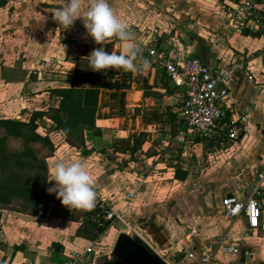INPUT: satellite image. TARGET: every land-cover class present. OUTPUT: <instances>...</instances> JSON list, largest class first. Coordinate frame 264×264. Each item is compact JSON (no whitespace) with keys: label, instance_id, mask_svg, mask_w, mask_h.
<instances>
[{"label":"crops","instance_id":"crops-1","mask_svg":"<svg viewBox=\"0 0 264 264\" xmlns=\"http://www.w3.org/2000/svg\"><path fill=\"white\" fill-rule=\"evenodd\" d=\"M82 2L86 8L88 0ZM109 3L127 20L149 68L108 71L106 82L120 87L100 91L96 125L85 132L83 149L67 144L51 119L39 117L35 124L36 133L55 145L47 159L46 190L55 183L50 166L56 161H84L97 193L91 210L106 204L119 216L111 221L119 230L104 255L97 240L77 236L82 222L64 205L51 204L38 216L0 209V264H97L122 233L138 235L168 264H196L187 253L206 251H215L219 264H264V186L256 230L245 217H227L222 205L225 197L251 196L264 164V26L237 23L225 11L236 7L232 0ZM61 5L62 0H6L0 6V119L29 123L36 112L58 108L61 99L51 91L66 84L58 86L52 77L73 76L76 60L88 59L101 46L86 36L81 19L69 29L57 24L52 10ZM154 44L175 61L196 58L231 73L233 116L247 120L237 139L213 140L189 131L180 116L186 88L176 86L150 55ZM103 46L118 52L121 42L112 37ZM54 72L57 76L47 77ZM177 170L185 180L175 178ZM223 239L240 253H223Z\"/></svg>","mask_w":264,"mask_h":264},{"label":"trees","instance_id":"trees-1","mask_svg":"<svg viewBox=\"0 0 264 264\" xmlns=\"http://www.w3.org/2000/svg\"><path fill=\"white\" fill-rule=\"evenodd\" d=\"M5 1L0 0V6ZM88 67V59L79 58L75 62L74 75L60 78L66 87L51 91L61 99L58 108L36 112L29 123L0 119V209L38 216L45 215L51 204H61L59 198L46 190L47 159L54 155L55 145L48 137L36 133L35 122L39 117H47L65 135L67 144L76 149L86 147L85 132L95 128L100 91L120 87L118 83L106 82L112 73L93 72ZM39 147L44 149L41 154ZM175 178L183 181L186 174L182 177L177 170ZM72 210L73 219L82 222L78 237L95 241L111 227L112 222L104 221L98 208Z\"/></svg>","mask_w":264,"mask_h":264},{"label":"built area","instance_id":"built-area-1","mask_svg":"<svg viewBox=\"0 0 264 264\" xmlns=\"http://www.w3.org/2000/svg\"><path fill=\"white\" fill-rule=\"evenodd\" d=\"M235 8L227 6L225 11L232 16L237 23L244 25L248 20L253 21L258 26H264V5H258L256 0H232ZM146 32L144 35H149ZM153 37L151 38V42ZM155 41V39H154ZM149 53L165 69L167 77L176 85L186 88V97L184 98L180 116L186 122L189 131L198 136H205L209 139H237L240 133L241 125H246L247 120L244 116L234 118L231 106L229 104L228 84L230 76H222L225 70H213L206 64L196 58L186 59L184 61H175L154 44ZM261 58L264 61V48L261 52ZM108 69L107 71H110ZM251 80L252 77H249ZM264 186V164L258 175V186L251 196L245 200L236 197L223 198L222 205L224 214L230 218L245 217L249 228L256 230L260 226L261 208L258 197ZM132 197V196H131ZM96 207L101 212L103 219L113 221L119 219V216L108 208L103 202H98ZM225 240L219 242V248L225 254L240 253L236 247L225 245ZM89 254L93 253L88 249ZM172 257L176 254H170ZM160 256V255H159ZM188 258L196 264H219L215 251H206L201 255L196 253H187ZM74 256V259L78 258ZM174 257V256H173ZM167 263V257L160 256ZM66 264H71L68 262Z\"/></svg>","mask_w":264,"mask_h":264},{"label":"clouds","instance_id":"clouds-1","mask_svg":"<svg viewBox=\"0 0 264 264\" xmlns=\"http://www.w3.org/2000/svg\"><path fill=\"white\" fill-rule=\"evenodd\" d=\"M52 18L63 29H69L79 18L86 30V36L101 46L88 55V69L93 72H106L115 69L124 72H143L150 66L147 59L140 57L139 44L127 20L113 11L109 0H88L83 7L82 0H62V5L52 10ZM116 37L121 42L117 51H105L103 46L109 38ZM230 76V72H222ZM50 181L55 183L47 188L55 194L61 204L70 210H91L96 203L94 180L81 160H58L50 166Z\"/></svg>","mask_w":264,"mask_h":264},{"label":"water","instance_id":"water-1","mask_svg":"<svg viewBox=\"0 0 264 264\" xmlns=\"http://www.w3.org/2000/svg\"><path fill=\"white\" fill-rule=\"evenodd\" d=\"M97 264H166L160 256L135 233H122L110 255Z\"/></svg>","mask_w":264,"mask_h":264},{"label":"rangeland","instance_id":"rangeland-1","mask_svg":"<svg viewBox=\"0 0 264 264\" xmlns=\"http://www.w3.org/2000/svg\"><path fill=\"white\" fill-rule=\"evenodd\" d=\"M48 74H49V72H48ZM51 75L52 76L56 75V72L50 73V76H47V77H51ZM52 78H53V80H55V82H59L58 83L59 84L58 86L63 85V83L61 84V82L64 81V80L60 79L59 76L52 77ZM14 146L17 147L15 144H14ZM39 152L41 154L42 152H44V149L42 147H39ZM118 230H119V227H118L117 223L116 222H113L112 225H111V227L108 229V233L107 234H104L102 236H99V238L97 239V241H98L97 250H100V253L101 254H104L105 255L106 253H108L110 251V248L111 247L109 246V244L111 243V240L114 237V234H116V232Z\"/></svg>","mask_w":264,"mask_h":264}]
</instances>
